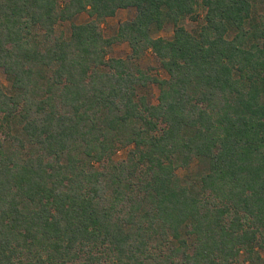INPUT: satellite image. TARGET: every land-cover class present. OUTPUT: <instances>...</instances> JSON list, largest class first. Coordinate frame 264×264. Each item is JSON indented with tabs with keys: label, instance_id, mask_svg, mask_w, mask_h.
Listing matches in <instances>:
<instances>
[{
	"label": "trees",
	"instance_id": "obj_1",
	"mask_svg": "<svg viewBox=\"0 0 264 264\" xmlns=\"http://www.w3.org/2000/svg\"><path fill=\"white\" fill-rule=\"evenodd\" d=\"M0 68V264H262L264 0H0Z\"/></svg>",
	"mask_w": 264,
	"mask_h": 264
},
{
	"label": "rangeland",
	"instance_id": "obj_2",
	"mask_svg": "<svg viewBox=\"0 0 264 264\" xmlns=\"http://www.w3.org/2000/svg\"><path fill=\"white\" fill-rule=\"evenodd\" d=\"M198 14H199V19L198 21H195L193 19L187 18L183 21L184 25L191 31H196L199 28L200 23L203 20L204 16V9L203 6L198 7ZM136 15V9L135 8H126V9H120L117 11L115 16L108 17L102 22V29L103 32L106 36H111L115 33L119 23L130 20L134 18ZM89 16L88 13L83 12L80 14L77 18L78 23H83L86 20H88ZM173 26L168 25L166 26L163 30L158 31L155 33V36H162V37H171L173 35ZM69 32V23H63L58 27V32ZM130 52V46L127 42H120L116 43L112 50H111V55L115 57H122L125 58ZM141 66L145 68H152L151 73L155 75H159V77L166 78L168 77L167 72L164 70V68L161 65V62L157 58V56L151 51H147L145 55L141 57L139 60ZM0 83L5 87L8 88L10 86V82L3 70V68H0ZM152 94L150 95L151 98L150 100L154 103L157 102V97L159 94V88L156 85L152 86L151 89ZM129 152V147L126 148H120L116 154H115V159L116 160H122L127 157V154ZM199 171V163L198 160H194L189 168H179L178 169V174L185 180V181H190L191 180V175H194L196 172ZM262 256H263V262L264 264V249L261 250Z\"/></svg>",
	"mask_w": 264,
	"mask_h": 264
}]
</instances>
